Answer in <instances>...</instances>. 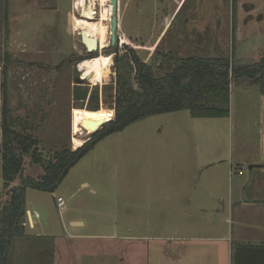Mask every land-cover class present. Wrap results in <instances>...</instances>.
<instances>
[{
  "label": "rangeland",
  "instance_id": "374dc122",
  "mask_svg": "<svg viewBox=\"0 0 264 264\" xmlns=\"http://www.w3.org/2000/svg\"><path fill=\"white\" fill-rule=\"evenodd\" d=\"M175 2L117 0V31L144 62L167 61L164 54L168 52L179 58L196 55L254 62L264 57V0H182L181 11L168 22L163 39L156 41ZM88 4V0L84 1V7L76 0H7L5 21L0 7V66L5 54L11 61L5 80L8 103L13 116L32 124L39 143L37 153L43 162L63 146L74 149L71 142L73 108L114 117L115 68L109 35L105 47L100 48L97 40V48L89 52L81 32L87 36L90 31L73 30V16L88 18L85 10ZM102 8L103 3L95 0L93 17L96 21L91 30L95 37L100 32L98 19ZM190 8L196 10L195 13H188ZM108 22V19L103 20L107 29ZM173 39L177 44L171 43L176 42ZM87 53H94L95 57L111 56L109 70L100 82L93 83L82 70L81 63L95 58L80 59ZM3 83L0 68V107ZM74 84L88 86L89 92L98 89L97 111L85 108L87 100L81 103L72 99ZM260 91L258 87L244 88L232 83L227 117L193 118L187 110H179L132 123L100 140L70 168L53 192L26 188L25 206L32 213H38L33 217L34 224L40 225L41 233L52 235L42 241L36 238L30 241L28 247L33 250L34 258L37 259L38 248H45L47 255L38 263L55 264V255H59L58 264H70L67 249L120 246L126 226L136 229L138 224L130 216L137 207V189L144 185L140 201L162 200L170 190H158L154 183H166L170 179L173 184L192 182L191 173L201 165L205 166L204 173L194 176L195 183L208 181L206 174L215 181L210 173L220 168L224 169L225 180L230 184L226 171L231 165L233 175L238 168L243 172L242 190L249 177L250 164L241 160L264 156V95ZM40 174L42 167L24 155L23 175L36 178ZM81 182L87 185L82 186ZM17 183L18 179L11 185ZM2 185L0 158V208L8 199ZM245 194L248 195V191ZM57 196L64 199L62 210L56 207ZM153 208L149 206L148 213ZM128 210L129 221L125 220ZM71 220L82 221L83 225L72 227ZM165 224L149 216L146 234L164 235L168 231L161 230V233L158 226L166 230ZM24 227L25 232L30 233L33 226L26 219ZM63 231L84 237L67 239ZM40 242L44 245H39ZM15 264L29 263L22 258Z\"/></svg>",
  "mask_w": 264,
  "mask_h": 264
},
{
  "label": "trees",
  "instance_id": "16d2710c",
  "mask_svg": "<svg viewBox=\"0 0 264 264\" xmlns=\"http://www.w3.org/2000/svg\"><path fill=\"white\" fill-rule=\"evenodd\" d=\"M0 7L5 21L7 0H2ZM231 21L233 28L234 19ZM109 48L114 53L115 68L113 119L79 147L63 146L46 162L37 153L39 143L31 129L32 124L12 115L5 84L11 61L7 54L3 56L0 66L4 78L0 107V158L2 187L8 199L0 208V264L19 263L22 258L29 264H40L38 262L47 255L45 248H38L35 259L33 250L28 247L34 238L25 232L24 227L26 188L53 192L70 168L100 140L149 116L187 110L193 118L227 117L232 83L264 91V57L254 62L196 55L179 58L168 52L164 54L167 61L147 63L121 36L116 38L114 45L109 44ZM95 56L87 53L80 59ZM98 94L96 88L89 92L88 86L74 84L72 87V99L81 103L87 100L85 108L90 111L99 108ZM24 155L42 167V174L36 178L23 175ZM16 179L18 183L11 185ZM39 245L44 244L40 242ZM231 264H264V246L234 245Z\"/></svg>",
  "mask_w": 264,
  "mask_h": 264
},
{
  "label": "crops",
  "instance_id": "0c3cea01",
  "mask_svg": "<svg viewBox=\"0 0 264 264\" xmlns=\"http://www.w3.org/2000/svg\"><path fill=\"white\" fill-rule=\"evenodd\" d=\"M181 2L182 0H176L175 4L173 3V10L168 14L169 16L166 15L156 41L165 36L162 34L168 22L174 20L183 7V4L180 5ZM195 11L190 8L187 12L195 13ZM171 43L177 44V41ZM260 92L264 95V91ZM241 161L257 165L252 168L242 190L240 187L243 172L238 168L237 174L233 175L230 171L231 165L226 171L230 184L225 180L224 169L220 168H215L214 172L210 173L215 181H211L206 174L208 181L195 183L194 176L204 173V165L193 170L192 182L173 184L170 179L166 183H154V188L158 190H170L162 200L156 198L154 201H144V199L140 201V197L144 196V189L141 188L144 185H141L137 189L139 199L135 213L130 215V210L125 213V220L129 221L130 215L138 223L136 229L135 226L134 228L131 225L126 226L120 246L67 249L66 256L69 263L231 264L234 245L264 246V156L243 158ZM164 170L166 173L167 169ZM235 177L238 178L237 181ZM81 185L85 186L87 183L81 182ZM242 191H244L243 196ZM247 191L248 195L245 194ZM151 205L154 208L148 213ZM148 214L153 221L166 223L164 226L168 229L164 230L159 225L158 230L160 232L162 230L163 233L168 232L164 235L157 232L154 234L156 236L146 234ZM69 223L72 227L83 225V222L78 220H71ZM32 226L29 229L30 233L27 234L33 238L44 240L52 236L41 233L39 224L36 226L33 222ZM63 232V237L67 239L84 237L71 231ZM59 257L61 256L55 255V264L59 263L57 261Z\"/></svg>",
  "mask_w": 264,
  "mask_h": 264
},
{
  "label": "bare ground",
  "instance_id": "6f19581e",
  "mask_svg": "<svg viewBox=\"0 0 264 264\" xmlns=\"http://www.w3.org/2000/svg\"><path fill=\"white\" fill-rule=\"evenodd\" d=\"M85 0H76V3L78 5L83 6ZM95 0H88V7H85V10L88 12V18L87 17H76L73 16V30H83L88 29L90 31L87 32L88 37H93L96 40L99 41L100 48L105 47L107 44V35H109V29H107L106 24L103 23L104 19H108L110 22V17L112 15V7L109 0H100L103 3V8L100 13V18L98 19L100 21V32L99 36L95 37L92 35L93 33L91 30L93 29V24L96 20H94L93 17V5ZM87 5V4H86ZM78 8V7H77ZM108 22V25H109ZM111 63V56L107 55H99L98 57H95L93 59L86 60L82 66V70H84L85 75L93 82L97 83L102 80L103 75H106L109 70V65ZM84 118H88L90 120H97L101 119L102 123L107 122L111 120V117L109 114H104L100 112L96 113H89L85 109H72V118H71V124H72V137L71 142L72 145L75 148L82 145L85 137L89 135L92 131H83L80 127V123Z\"/></svg>",
  "mask_w": 264,
  "mask_h": 264
},
{
  "label": "water",
  "instance_id": "95a60500",
  "mask_svg": "<svg viewBox=\"0 0 264 264\" xmlns=\"http://www.w3.org/2000/svg\"><path fill=\"white\" fill-rule=\"evenodd\" d=\"M111 7H112V15L110 17V22H109V44L112 46L116 42L117 36L120 35V32L117 31V19H116V7H117V0H109ZM82 37H83V42L86 45L87 51L92 52L97 48V40L93 37H88L84 34V32H81ZM90 115V113H89ZM101 119L97 120H90L88 118H84L81 123L80 127L82 128L83 131H92L90 134H93L96 132L103 124L106 122L102 123ZM108 122V121H107ZM85 141H83L84 143ZM257 165H248V169L251 172L252 168Z\"/></svg>",
  "mask_w": 264,
  "mask_h": 264
},
{
  "label": "built area",
  "instance_id": "2783aa9c",
  "mask_svg": "<svg viewBox=\"0 0 264 264\" xmlns=\"http://www.w3.org/2000/svg\"><path fill=\"white\" fill-rule=\"evenodd\" d=\"M81 79L83 80L84 78L81 77ZM84 80H87V79H84ZM56 205H57L58 210H62L64 208L65 203H64V199L61 196L56 197ZM34 216L37 217L38 213L37 212L32 213L30 210H26V219L28 223H31V225L33 224L32 219Z\"/></svg>",
  "mask_w": 264,
  "mask_h": 264
},
{
  "label": "flooded vegetation",
  "instance_id": "af4514ba",
  "mask_svg": "<svg viewBox=\"0 0 264 264\" xmlns=\"http://www.w3.org/2000/svg\"><path fill=\"white\" fill-rule=\"evenodd\" d=\"M120 36V35H119ZM118 37V36H117ZM125 40V39H124ZM126 41V40H125ZM128 43V41H126ZM129 44V43H128ZM137 54V53H136Z\"/></svg>",
  "mask_w": 264,
  "mask_h": 264
}]
</instances>
